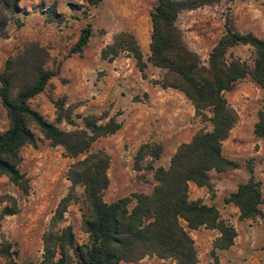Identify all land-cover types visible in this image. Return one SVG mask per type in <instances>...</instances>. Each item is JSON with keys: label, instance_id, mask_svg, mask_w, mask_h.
Instances as JSON below:
<instances>
[{"label": "rangeland", "instance_id": "rangeland-1", "mask_svg": "<svg viewBox=\"0 0 264 264\" xmlns=\"http://www.w3.org/2000/svg\"><path fill=\"white\" fill-rule=\"evenodd\" d=\"M157 0H101L91 5L87 0H0V73L8 61L43 63L47 70L59 74L52 77L46 88L29 101L47 121L55 123L54 104L64 102L72 110V125L56 123L64 131L82 129V117L96 116L100 123L114 118L121 124L115 134L99 138L91 150L103 149L110 158L108 188L102 199L111 203L134 193L150 194L156 168H168L177 148L188 143L198 131H210L206 118L195 115V110L183 93L154 84L164 72L145 64L143 74L135 60L121 53L112 61L102 58V51L115 37L131 32L146 62L150 55L151 22L149 14ZM54 8L57 16L50 18L47 11ZM234 32L251 33L264 39V0L223 1L182 13L177 22L187 48L196 53L205 67L208 55L224 33L225 18ZM89 24L91 36L82 53L68 56L81 30ZM233 57L244 61L252 69L254 54L249 46L238 45L231 50ZM18 83L16 82V85ZM227 103L237 113L235 131L223 143L224 157L240 163L235 170L211 172L212 188L189 184V199L200 200L215 207L220 218L236 231L233 245L226 250H214L219 232L205 227L187 230L196 250L197 264L213 261L219 264H264V138L253 134L257 114L264 107L263 93L247 75L224 92ZM80 117V118H76ZM9 126L6 111L0 101V132ZM37 146L21 150L20 171L29 180V191L23 194L5 176H0V211L16 205V214L0 219V248L10 246L16 264H37L42 254V235L59 201L68 193L70 183L65 172L75 159L65 157L60 146L34 130ZM160 145L159 159L146 156L137 163V152L142 145ZM80 158V157H79ZM249 168L260 182L263 204L262 217L238 220V209L226 204L225 199L249 177ZM237 211V212H235ZM86 214L82 189H77L76 200L66 210L63 225H69L78 244L87 241L81 230ZM17 252L16 255L13 253ZM0 264L7 261L0 256ZM120 264H174L171 259L146 256L136 262Z\"/></svg>", "mask_w": 264, "mask_h": 264}, {"label": "trees", "instance_id": "trees-1", "mask_svg": "<svg viewBox=\"0 0 264 264\" xmlns=\"http://www.w3.org/2000/svg\"><path fill=\"white\" fill-rule=\"evenodd\" d=\"M19 1L12 0V5L16 6ZM100 1L87 0L91 5ZM223 1L233 0H157L149 14L150 55L146 62L135 36L129 31L118 34L102 51V58L108 61L121 53L129 54L143 77L147 63L162 70V79L154 84L183 93L197 117L209 115L206 120L211 130L198 131L188 143L181 144L170 158L168 168H156V184L150 194L134 193L111 203L104 202L102 196L109 185L110 158L103 149L92 151L91 145L99 138L115 134L121 124L113 117L100 123L96 116L89 115L82 117V129L61 130L56 123L64 121L72 125L74 122L72 109L65 107L64 102L54 104L55 123L47 121L29 105V101L46 88L49 80L59 74V65L52 71L45 69L41 62H7L0 73V101L9 123L7 130L0 132V176H5L23 194L29 191V180L20 171L21 150L37 146L34 130L51 146L62 147L65 157L75 159L65 172L70 189L59 201L42 235V254L37 264H120L136 262L146 256L171 259L174 264H197L193 240L180 221L186 223L188 230L203 226L218 231L214 250H226L233 245L234 227L220 218L215 207L200 200H190L189 184L210 189L211 172L222 173L240 167L239 162L222 153L223 143L238 120L223 94L248 75L262 91L264 102V39L251 33L234 32L226 17L224 33L212 47L205 67L199 56L187 48L176 25L182 13L213 7ZM47 15L55 18L57 13L50 8ZM90 36L91 26L87 24L68 56L82 53ZM238 45L253 50L252 69L231 54ZM16 82L18 86H15ZM253 134L264 138V107L257 114ZM161 151L160 145H142L137 152V163L146 156L157 160ZM77 189H82L86 206L81 230L87 235V241L82 244L75 242L71 226L63 225L64 214L75 202ZM3 202L0 200V204ZM225 203L238 209L239 221L262 217L260 182L255 179L252 168H249L247 181L239 184ZM16 211L14 203L5 206L0 211V219L14 215ZM9 250V245H3L0 256L7 264H16ZM212 256L213 261L208 264H219L214 253Z\"/></svg>", "mask_w": 264, "mask_h": 264}, {"label": "crops", "instance_id": "crops-1", "mask_svg": "<svg viewBox=\"0 0 264 264\" xmlns=\"http://www.w3.org/2000/svg\"><path fill=\"white\" fill-rule=\"evenodd\" d=\"M235 130H236V129L233 128V130L231 131V133H230V135H229V138H230V136L232 135V133H233ZM235 212H237V211H235Z\"/></svg>", "mask_w": 264, "mask_h": 264}]
</instances>
